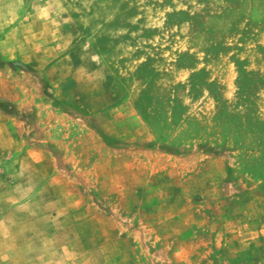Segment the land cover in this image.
Returning <instances> with one entry per match:
<instances>
[{"label":"rangeland","instance_id":"obj_1","mask_svg":"<svg viewBox=\"0 0 264 264\" xmlns=\"http://www.w3.org/2000/svg\"><path fill=\"white\" fill-rule=\"evenodd\" d=\"M0 264H264V0H0Z\"/></svg>","mask_w":264,"mask_h":264},{"label":"trees","instance_id":"obj_2","mask_svg":"<svg viewBox=\"0 0 264 264\" xmlns=\"http://www.w3.org/2000/svg\"><path fill=\"white\" fill-rule=\"evenodd\" d=\"M242 73V72H241ZM244 73V72H243Z\"/></svg>","mask_w":264,"mask_h":264}]
</instances>
